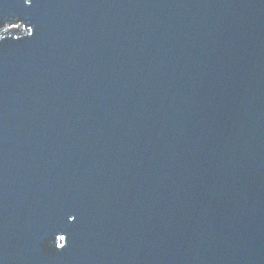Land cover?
Listing matches in <instances>:
<instances>
[{
    "label": "water",
    "instance_id": "obj_1",
    "mask_svg": "<svg viewBox=\"0 0 264 264\" xmlns=\"http://www.w3.org/2000/svg\"><path fill=\"white\" fill-rule=\"evenodd\" d=\"M0 264H264V0H0Z\"/></svg>",
    "mask_w": 264,
    "mask_h": 264
},
{
    "label": "snow or ice",
    "instance_id": "obj_2",
    "mask_svg": "<svg viewBox=\"0 0 264 264\" xmlns=\"http://www.w3.org/2000/svg\"><path fill=\"white\" fill-rule=\"evenodd\" d=\"M69 212H71V209H69Z\"/></svg>",
    "mask_w": 264,
    "mask_h": 264
}]
</instances>
